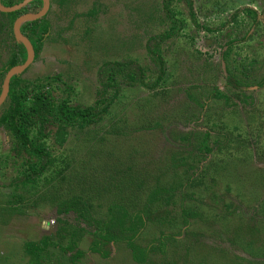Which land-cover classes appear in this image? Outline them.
Instances as JSON below:
<instances>
[{"label": "rangeland", "instance_id": "374dc122", "mask_svg": "<svg viewBox=\"0 0 264 264\" xmlns=\"http://www.w3.org/2000/svg\"><path fill=\"white\" fill-rule=\"evenodd\" d=\"M69 4L63 11L50 3L47 15L50 34L38 57L22 75L33 79L61 74L73 87L71 103L89 105L99 87L100 65L130 58L147 66L146 39L164 30L167 24L161 23V0H75L73 5ZM246 7L257 13L256 19L243 12ZM193 8L202 26L217 30L195 28L184 5H177L175 9L181 11L178 17L184 20V27L178 36L160 47L167 69L164 85L155 91L122 86V95L112 113L91 128L72 130L56 154L63 151L70 158L66 169L69 181L78 172L77 168L85 165L81 160L87 154L105 147L112 151V146L120 147L124 155L135 150L132 152L135 163L141 167L153 166L165 174L174 170L183 172L189 166L193 167L187 175L193 178L205 171L204 185H209V189L201 185L198 194L193 190L195 201L189 203L195 208L199 206L202 212L200 222L204 229L195 232L197 241L206 247L230 250L253 264H264V250L257 257L236 243L244 241L247 232H253L264 248V86L256 85L264 72V0H193ZM235 12L238 16L232 18ZM230 40L236 42L230 46L224 62L222 54ZM7 49L0 35V65ZM224 65L236 78L247 82V87L238 90L227 85ZM216 93L224 98H216ZM3 109L0 106V117ZM115 129L119 134L112 132ZM207 132L212 151L203 154L196 144ZM49 142L52 143L51 139ZM11 145L0 127L1 159L14 155ZM108 160L114 161L110 157ZM85 166L97 168L95 164ZM14 174L8 166L0 169L2 212H6L7 202H11L6 194L11 193L7 185ZM180 191L185 189H177L175 199H180ZM99 204L103 203L96 202L88 208L98 217L100 210L95 207ZM42 213L33 211L24 214L25 221L14 218L8 225L0 224V234L5 239H0V264H25L26 240L55 233L58 218L70 225L84 226L71 210L58 214L52 206ZM38 216H43L40 224ZM193 223L184 231L175 229L180 230L177 236L181 241L171 247V255L185 252L182 248L188 242L185 234L197 226ZM86 229L92 230L88 226ZM238 233L243 235L242 239L235 241ZM87 238L85 235L79 243L85 252L80 261L69 263L67 256L56 248L50 249L51 256L58 264H134L121 246L111 249L113 257L108 260L88 252ZM153 238L154 232H145L137 241L145 246ZM209 256L212 262L216 260V256Z\"/></svg>", "mask_w": 264, "mask_h": 264}, {"label": "trees", "instance_id": "16d2710c", "mask_svg": "<svg viewBox=\"0 0 264 264\" xmlns=\"http://www.w3.org/2000/svg\"><path fill=\"white\" fill-rule=\"evenodd\" d=\"M21 1L1 0V3L10 7ZM74 1L50 0V3L64 11ZM179 4L184 5L195 28L210 32L217 30L200 24L194 12L193 0H161V23L167 24V27L146 39L145 51L149 64L143 66L130 58L103 62L97 69L99 87L93 103L89 105L71 103L73 87L61 74L41 75L33 79L19 74L11 77L7 98L1 105L4 112L0 117V127L9 137L14 155L0 158V167H3L0 169L8 166L15 174L7 185L11 193L6 196L11 202H7L6 212L0 211V224L8 225L14 218L24 220V214L30 215L33 211L42 213L52 206L57 208L58 214L68 210L75 212L84 223V226H74L58 218L59 226L55 233L42 234L38 240L27 239L23 245L27 258L25 264H58L51 256V248L67 256L69 263H76L85 254L79 248L85 235L89 240L87 251L103 260L113 257L111 249L114 250L117 245L128 251L134 264H149L156 258L153 264H160V260L161 264H253L230 250L206 247L197 241L199 237L195 232L204 229L200 222L202 212L199 206L195 208L189 203L195 201L193 190L196 194L202 190L205 171L193 178V175H187L189 168L193 167L189 166L183 172L174 170L165 174L160 169L154 170L153 166L141 167L135 163L134 153L132 156L135 150L124 155L120 147L112 146V151L105 147L87 154L81 160L83 164H95L97 168L78 167V172L69 181L66 169L69 168L70 158L63 151L56 154L67 142L72 130L91 128L112 113L113 106L122 95V86H139L155 91L164 85L167 69L160 47L166 40L178 36L184 27V20L178 17L181 11L175 9ZM41 6V0H33L17 11L0 12V35L8 46L6 57L0 65V93L7 71L23 64L27 55L25 47L14 38L13 23L19 16L34 13ZM243 12L252 19L257 18V13L251 8L246 7ZM47 15L24 23L20 29L33 46L34 60L50 34L51 24ZM237 16L238 12H235L231 17ZM234 42H227L228 50L223 52L222 61H226ZM224 70L227 85L238 90L247 87V82L236 78L225 65ZM256 85L264 86V72ZM215 96L224 98L219 93ZM112 132L119 134L116 129ZM49 139L52 143H48ZM209 139V132L198 139L196 148L203 154L212 151L208 146ZM109 157L114 161H109ZM85 169L87 171L84 172ZM206 187L208 190L209 185ZM182 188L185 192L180 191V199H175L177 189ZM96 202L103 203L95 207L100 210L99 217L94 210H88ZM37 218L40 224L43 216ZM192 221L197 226L185 234L188 241L182 246L185 252L171 255V247L181 241L177 236L179 231L189 229ZM86 226L92 230L87 231ZM176 228L180 230L175 231ZM145 232H154V238L143 246L137 240ZM242 236L238 233L235 241L241 240ZM244 236V241L236 243L246 252H252L257 257L262 255L264 248L257 233L247 232ZM209 255L216 256V260L212 262Z\"/></svg>", "mask_w": 264, "mask_h": 264}, {"label": "water", "instance_id": "95a60500", "mask_svg": "<svg viewBox=\"0 0 264 264\" xmlns=\"http://www.w3.org/2000/svg\"><path fill=\"white\" fill-rule=\"evenodd\" d=\"M31 1L33 0H22L20 3L10 6V7L3 6L0 1V12L10 13V12L17 11L25 7L26 5H28ZM42 1H43V6L41 10H39L37 13L23 14L19 16L13 23L12 30H13L14 38L17 42L21 43L25 47L27 55H26V60L23 64L16 65L7 71L3 79V82H2L1 93H0V105L7 98L11 77L14 75L20 74L22 71L28 68L34 61L35 55H34L32 44L29 41V39L21 33L20 27L22 24L29 22V21L40 19L46 14L50 6V1L49 0H42Z\"/></svg>", "mask_w": 264, "mask_h": 264}, {"label": "flooded vegetation", "instance_id": "af4514ba", "mask_svg": "<svg viewBox=\"0 0 264 264\" xmlns=\"http://www.w3.org/2000/svg\"><path fill=\"white\" fill-rule=\"evenodd\" d=\"M0 1H1V0H0ZM41 1H42V0H41ZM49 1H50V0H49ZM1 4H2V3H1ZM2 5H3V4H2ZM3 6H4V5H3ZM26 6H27V5H26ZM42 6H43V1H42ZM42 6H41V8H42ZM41 8H40L39 10H41ZM49 9H50V6H49V8H48L46 14L48 13ZM39 10H37V11L34 12V13H37ZM46 14H45V15H46ZM45 15H44V16H45ZM41 18H42V17H41ZM262 18L264 19V12H263V17H262ZM22 25H23V24H22ZM22 25H21V26H22ZM20 29H21V27H20ZM32 47H33V46H32ZM7 48H8V46H7ZM33 50H34V49H33ZM7 51H8V49L6 50V52H7ZM33 62H34V61H33ZM27 70H28V68H26L24 71H22L19 75H22V74L25 73ZM22 76H23V75H22ZM23 77H24V76H23ZM24 78H25V77H24ZM2 104H3V103H2ZM2 104H1V105H2ZM1 105H0V106H1Z\"/></svg>", "mask_w": 264, "mask_h": 264}, {"label": "crops", "instance_id": "0c3cea01", "mask_svg": "<svg viewBox=\"0 0 264 264\" xmlns=\"http://www.w3.org/2000/svg\"><path fill=\"white\" fill-rule=\"evenodd\" d=\"M3 237H4V234H0V239H1L2 241L5 240Z\"/></svg>", "mask_w": 264, "mask_h": 264}]
</instances>
